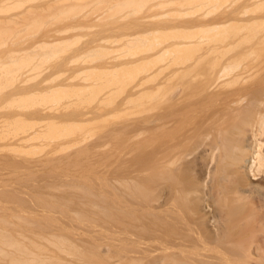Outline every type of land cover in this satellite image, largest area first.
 Here are the masks:
<instances>
[{
	"label": "bare ground",
	"instance_id": "6f19581e",
	"mask_svg": "<svg viewBox=\"0 0 264 264\" xmlns=\"http://www.w3.org/2000/svg\"><path fill=\"white\" fill-rule=\"evenodd\" d=\"M15 1L19 0H0V14L6 13ZM52 1L55 2L20 0L14 6H28L29 10L44 7L40 8L44 11L54 4L52 9H57L58 3L64 0H58L57 4ZM76 1L65 5L72 10L96 2ZM250 1L259 3V9L257 6L255 9L259 14L250 12L253 14L246 16L249 12L245 11V4L249 6ZM250 1L119 0L112 5H120L121 9L118 6L111 7L112 10L121 13L125 8L128 14L125 9L124 15L118 16L117 12L112 15L111 10L107 16L104 10L97 12L89 6L83 11L85 7L81 11L77 8L83 20L66 10L61 15L60 11L59 16L55 10L45 18L50 12L47 9L43 18L38 10L37 17L41 15L42 18L40 25L35 21L37 39L33 37L31 22L28 26L25 22L30 29L26 33L32 32L29 33L32 35L22 36V41L30 40L23 41L24 49L18 45L21 41L10 42L7 26L2 29L0 70L5 78L22 69L30 74L36 72L33 77L27 76L26 86L19 84L15 89L10 88L5 97H0V138L6 137L13 146L28 150L45 149L36 157L32 153L33 158L24 159V162L43 164L59 160L60 150L55 147L69 139H77L84 131V123L110 114L115 116L116 112L124 114L132 109L135 112L134 107L137 110L140 105L144 109L145 105L157 107L154 111L147 109L144 114L123 118L126 122L119 119L118 124H112L116 128L110 131L111 136L116 132L115 141L121 139L125 147L116 141L113 151L115 237L111 245L114 257L109 264H264V0ZM104 3L101 7H106ZM238 5L243 12L231 17ZM155 8H158L157 13L151 16L158 20L138 15L145 10L149 14ZM159 8L162 10L158 11ZM28 9L24 12L29 15ZM172 11L179 13L177 16L174 12L177 21L176 17L172 20L191 25L185 26L188 33H185L186 28L181 29L183 24L163 25L165 20H170ZM53 14L57 18L63 15L64 19L60 17L62 20L58 23L62 21L67 25L47 26ZM114 14L124 20L128 16L137 19L136 23L127 21L129 27L137 31L130 32L135 30L129 28V33H119L126 28H121ZM35 15L30 18H37ZM110 16L118 19L117 22L111 20L112 17L109 19L120 28L116 29L118 35L112 28L113 33L110 31V21L106 23L110 27L103 24V18ZM139 21L145 22L144 26ZM145 24L151 26L144 30ZM105 26L111 34L101 35ZM197 26L201 32L194 33ZM96 28L99 32L93 34ZM84 29L92 31L88 38L90 44L86 38L79 39L83 38L85 33L81 31ZM99 33V37H93ZM76 40L82 42L78 47L74 45ZM25 60L30 63H22ZM70 68L75 69L73 74ZM112 72L117 75L113 77ZM138 73L144 79L136 82ZM126 79L133 82L126 84ZM123 84L126 87L120 90ZM65 90L68 91L64 101L61 91ZM91 94H94L92 98ZM34 95L45 96V101L40 99L42 108L23 114L13 107L16 102L30 100ZM86 98L90 100L86 102ZM76 103L81 108H77ZM20 122L28 123L19 128L17 123ZM122 129L121 132L128 135L125 141ZM5 148L6 145L0 144V155L5 153ZM51 191V196L49 193V197H45L54 202L48 200L43 202L44 206L67 207L63 201L66 195ZM149 191L156 194L150 192L154 197H148L150 200L147 198ZM73 193L78 195L74 190ZM16 216L20 219L18 222L10 219ZM29 216L26 212L7 209L0 212V264H81L79 258H68L64 242L59 238L41 235L34 239L22 238L26 231L37 234L46 227L45 223L49 225L46 220L43 224L34 221L36 225L32 228ZM137 218L143 223L140 225L144 234L156 232L158 242L138 245V234L135 238L132 236L137 233L133 230ZM62 221L56 225L64 231L65 220ZM72 230L71 235L81 231L75 229L72 233ZM90 247L89 250H95L93 244Z\"/></svg>",
	"mask_w": 264,
	"mask_h": 264
},
{
	"label": "rangeland",
	"instance_id": "374dc122",
	"mask_svg": "<svg viewBox=\"0 0 264 264\" xmlns=\"http://www.w3.org/2000/svg\"><path fill=\"white\" fill-rule=\"evenodd\" d=\"M57 1L58 0H55V2L54 1H52V2L56 3ZM60 1H58V2H60ZM72 1L78 2L76 0L75 1L72 0ZM90 1H92V0H90ZM90 1H88V3ZM117 1H119V0H117ZM117 1L116 0L115 1L114 0L113 1L112 0L111 1L110 0H107V1L106 0H104V1L103 0H99V1L96 0L97 3L92 2L93 5L90 3V5H92L91 8H90L89 4L86 5V7L89 6L90 10H93L92 8H94L95 11L98 10L97 12L104 10L103 11L104 14H108V12H110L112 10V8H116L119 6V8L121 9L120 5H117L116 7L113 6ZM19 2H20V0L17 1L16 3H14L13 6L8 8L7 11L3 9L4 11H6V13L0 14V36L3 35L2 29H4V27L7 26L9 31H7L6 33L9 32V34H11V36H9L11 38L10 42L16 44V43H19L21 41V43L18 44L20 46H23L25 44V43H23V41L26 42L25 39H23V41H22V38H24L22 36H28L29 33L33 32V35H34L33 37L35 39H37L35 37V33L37 31V28H38L36 25L41 20V18H42L41 15H43V18H44V15L46 13H48V11H46V9L49 10L50 12L47 15H45V18L49 17L50 13L52 14L55 10H57V12L56 11L54 12V13L58 14L57 16H59L60 11L62 12V13H60V15L63 14V12H65L64 10H66V12H69V13L71 12V14H73V15L75 14V15L79 16V12L81 11L80 9L85 7V5L84 6L82 5V7L79 5L80 7L79 6L74 7V8H71L72 10H69L70 8L68 6L66 7L65 4H69L71 2H69L68 0H64L63 2H60V4L58 3V5H57L61 9L59 7H57V9H55L56 7H54V9H52L53 6L55 5L54 4L51 6V8L49 7V9L48 8L44 9V11L42 9H40V8H44V7H39V9L37 8V9H35L36 10L35 11L34 8L29 10L27 8L28 6H26V7H18L17 6V8H16V6H14V5L18 4ZM30 2H32V0ZM30 2L28 0V3H30ZM100 2L102 4L105 2L106 3L105 6L107 7V9H106V7H104V5L101 7L102 4ZM245 2H248V1H245ZM98 3H100V6ZM107 3H108V5H107ZM112 3H113V5H112ZM250 3H252V4H250ZM250 3H249V6H247L248 8L246 7V4H245V11H246V9H248V12H249L248 14H246V16H250L253 13L259 14V11H256L257 10L256 6L258 8L259 3L254 4V1H250ZM63 4L69 11H67V9H65V8H62V7H64ZM242 4H244V2ZM96 5H97V7H95ZM252 5H255V6L252 8ZM242 6L244 7V5H242ZM242 6L241 7L239 5L236 6L232 11L234 14L231 17L235 18L237 16H240L239 14H241V13H238L237 16H234V15H235V13H237L239 11L243 12L244 9H241ZM86 7L83 8L82 11L84 9H88V7L87 8ZM237 7H239V8H237ZM77 8H78V10H80L79 12H77L78 10L76 11ZM119 8H118V10H119ZM251 8L254 10H252ZM263 8H264V4H263ZM27 9L30 11V12L28 11V13H30L29 15L27 14V12H24V11H27ZM122 9L124 10L125 8H122ZM157 9L158 8H155V10L150 11V13H149L150 15L146 12V10L143 12H139L138 15L141 17L143 16V19H147L148 17L146 18V16H149V18H151L150 19L151 21L154 19L158 20L157 18H155V16L153 18V15L157 13L156 12ZM160 9L161 8H159L158 11H160ZM38 10H41V11L39 12ZM106 10H109V11H106ZM115 10L116 9L112 10L113 11V12H111L112 15L115 12ZM123 10L121 13H119L120 10H119V12L116 11L117 15L118 14L124 15V13L126 12V9L124 10L125 12ZM33 11H34V13H33ZM72 11L73 12L76 11L77 14L73 13ZM21 12H23V13H21ZM38 12L41 15H39L37 17V15L39 14ZM41 12H43L44 14ZM174 12L172 11V13L169 14L170 20L168 17V20L171 22H169V21L166 22V20H165L164 23L166 25L163 23V25L165 27H167L169 25L176 27L177 23L180 26L183 24L181 26V29L183 27L186 28L185 26H191V25L187 24V22H186V25H184L185 24L184 22H180V21L176 22L177 17H176L175 13H177V16L179 13L178 12L174 13ZM250 12H253V13H250ZM16 13L17 14L19 13L20 15L18 14L19 15L18 16ZM140 13H142V15H140ZM22 14H24V15H22ZM25 14H26V16H25ZM34 14H36L35 17H37V18H33L34 19L33 20L32 18H30V16L33 17ZM110 14H108L107 16H109ZM126 14H128V13L126 12ZM151 14H153V15L151 16ZM64 15H66V14H64ZM173 15H175V16H173ZM23 16L25 17V20H24ZM53 16L55 17V20H54L55 25L53 22V19H54ZM53 16H51L49 18V19L52 18V21L49 24L47 23L48 25L46 24L50 28H55L57 23L60 22V19L62 20V18H60V17H63V15H62V16L57 18V16H55L54 14H53ZM107 16L105 15V17H107ZM114 16H116V14H114ZM118 16H116V17H118ZM19 17L21 19L20 21H19ZM28 17H29V19H28ZM70 17H72V16H70ZM70 17H68V18H70ZM79 17L81 18V20H83L81 15ZM105 17L103 18L105 21V23L103 21V24L108 25L109 24L108 22L110 21L109 19L112 16L108 17L107 18L108 20L105 19ZM116 17H112L111 20L115 19L114 21L117 22L118 19H116ZM131 17H133V16L131 15ZM172 17L173 18L176 17L175 18L176 21L174 19L172 20ZM16 18H17V20H16ZM26 18L28 19V21L26 20ZM78 18H76L75 20H78ZM118 18H119V22H121V23H123L122 21H125L126 23H127V21L134 23L137 20L135 18H134L135 20H132V18L130 19V16L127 17L130 20L129 19L127 20V18H125V20H124L123 17H122V19H121V17H118ZM63 19H64V17H63ZM140 19H142V18H139V20ZM56 20H57V22H56ZM102 20L100 22L101 26H102ZM150 20L148 22H150ZM18 21H19V23L21 22V24H20L21 27L18 25ZM35 21H36V23L37 22L38 23L36 24ZM98 21H100V19ZM25 22L27 23V26L29 25L28 23L31 22L30 26H32L31 28H33L34 31L26 33V32H28L27 29H29V27L27 28L25 26V24H26ZM32 22H33V24H32ZM125 22H124V24H125ZM106 23H108V24H106ZM112 23L114 24V22L110 21L111 27H110V25H108L110 27V31L112 28L113 30L116 31L115 32L116 34L115 33L114 34L118 35L117 30L120 28L117 27L118 26L117 23H116V25L115 24L113 25ZM121 23L119 24V25H121V28H123V27L126 29L127 28L128 29L134 28V27H132V28L129 27L128 23L126 24V25H128V27L127 26L125 27V25L121 24ZM144 23H143V26H144ZM234 23L238 24V22L236 23V21ZM61 24L67 25L66 23H64V22L62 23V21H61V23H58L57 27L62 26ZM240 24H242V23H240ZM39 25H40V23H39ZM95 25H97V24H95ZM138 25L139 24H137L135 26H138ZM145 25H146L145 27L140 25L141 31H143V28L145 30V29H147V27L151 26V24L150 25L148 24L149 26L147 24H145ZM130 26H133V24ZM96 27L99 29L98 25ZM102 27H101V29H102ZM109 27L108 28H106V26L104 27L105 28V32H103L104 34H101L102 33L101 32V33L97 34L98 36H95L96 35L95 34L93 37L97 38L100 36V34L101 35H106L105 33L109 34L110 33V31H108ZM97 28L93 31V34L99 32L100 29L98 30ZM197 28H199V29H197ZM197 28L194 27V29H196L197 31H195L192 28V30H194V33H198V31L201 32L200 26L199 27L197 26ZM126 29L125 30L121 29L123 31V33H122V31H119V33L121 32V34H124V31H127L125 33H129L130 29L129 30H126ZM97 30H98V32H96ZM133 30H135V29H133ZM136 31L137 30H135V31L131 30L130 32H136ZM138 31H140V30H138ZM186 31H187V28L185 29V33H188V31L187 32ZM81 32L82 33L84 32L85 34H83V38L79 37V39L83 40L84 38H86L87 42H89L87 44H90L91 41H89L88 38L90 36L89 32L91 34L92 31L91 30L89 31V29H84V31H81ZM111 32L113 33V31H111ZM250 32H254V30H250ZM29 35H32V34H29ZM19 37H21L20 40H19ZM79 39H77V40H79ZM86 39H84V40H86ZM91 39L92 38H90V40ZM77 40L74 41L75 42L74 45L76 44L78 47V45L82 44V42L78 43L81 40H79L78 42H77ZM29 41L30 40H27V42H29ZM13 46L16 48V45L13 44ZM25 46H23L21 48L24 49ZM23 62H24V64L30 63V62H27V60L22 61V63ZM17 64H20V62H17ZM30 65H32V64H30ZM64 65H66V64L64 63ZM64 65H62V66H64ZM25 68H27V67H25ZM68 70H67V72L69 74H70V72H72V74H73V72H74L73 70H75V69H71V71L69 70L70 72ZM32 72L34 73L35 70ZM33 73L32 74H30V72L27 73L25 69H22V70L16 72L14 75H12L10 78H5L3 72L0 70V97L1 96L5 97L7 92H9L10 88L15 89V87L19 86V84H22V85L25 84L24 86H26L27 76L33 77ZM113 73L114 72H112V76L115 77L117 75V73H115V74H113ZM104 74H106V73H104ZM109 75L111 76V73ZM22 78H24L23 80H25V81H22ZM143 79L144 78H142L141 73L140 74L138 73V76L136 75L134 81L136 80V82H139ZM126 81H127V79H126ZM126 81H125V83L127 84L131 80L129 79L127 82ZM121 82L124 83V81H121ZM121 82L119 84H121ZM131 82H133V80ZM147 83H148V80H147ZM120 87L121 88L124 87L123 89H125L126 85H124V84L120 85L119 89L121 90ZM31 88H32V86H31ZM119 89L117 87L116 94L118 93ZM68 90H69V88H68ZM67 91L66 90L61 91L63 96H64L63 97L64 101H65V99H64L65 96H67V94H66ZM92 95H94V94H91V98H92ZM34 96H31V98H33L34 100H32L29 97L30 100H27V101L21 100L19 103L16 102V104H14L13 107L17 111H19L23 114H29V111L33 110L35 108H42L43 104L40 102H41V100L45 101V98H44L45 96H41V97L37 96V95H34ZM43 98H44V100H43ZM93 98H94V96H93ZM89 100L90 99H88V98L85 99L86 102H88ZM78 103L80 104V102H78ZM78 103H76L77 106L79 105ZM83 103L85 104L84 101H83ZM103 103H106V102L104 101ZM72 105H74V104H72ZM102 105H104V104H102ZM81 106L83 107L82 104H81ZM142 106L143 105H140L139 108L137 107V110H136V107H134L135 112H133V109L130 111L128 110L127 112L124 111L125 112L124 114L121 112V114L123 116L120 113L116 114L117 113L116 112L115 114H113L115 116H112V114H110V116L107 115L106 117L104 116V118L101 117V118H98L97 120H94L92 122L89 121V122H87L88 124L87 123L82 124L84 131L79 134L77 139H72V140L69 139L68 141H64L55 147L56 149L60 150V152L57 153V156L59 155V157H57V158H59V160L49 161V162H45L43 164H39L37 162H36V164H34V163L28 164L26 161L24 162L23 160L24 159L31 160V158H33V155H34V157H36L39 154H41V152L44 151L45 149L41 150V148H37L36 151L35 150H28V149L23 148L22 146H13L11 143L8 142V140H6L7 139L6 137L4 138L5 140L0 138V144L6 145L5 153L2 152V155H0V212L7 209L10 211H15V212L29 213L30 214L29 220H30V222H32L31 223L32 228L34 227V225H36L34 223V221H36V222L40 221V223H42V222L45 223V220H46L47 222H49V225L45 223L46 227L41 228L40 232H38L37 234H33V232L28 233V231H26V233L21 235L22 238L34 239L35 237H38L39 235H41V237H43V236L56 237V238L61 239L62 242H64L65 250H66L65 254L68 256V258H74V259L79 258V262H81V264H109V262H110L109 260L114 257L113 252H111V248H112L111 245L113 244L114 237H115L114 236V233H115L114 232V227H115L114 225L115 224H114V220H113V192L115 190L113 189L114 187L112 185L113 183H112V177H111L112 176V170H113V160L112 159H113V151H114L115 146H116L115 145L116 141H118L117 144H119V143L121 144L120 138H119L120 142H119V140L116 139V141H115V139H114V137H116V132L115 133L112 132V134L114 133L115 136H111L110 131L112 129H113L112 131H115L114 129L116 127L114 126V128H113L112 124H114L115 122L118 124L117 121L119 119H123V118L128 119V118H130V116H132L134 114H135V116L140 115V114H144L147 112L146 111L147 109H148V111H149V109L152 111L154 109V106H156V105H152V106L149 105L152 109L147 105H145V109L143 108L144 106L143 107ZM71 107L75 108L76 106H71ZM77 108H81L80 105ZM156 109H157V107L154 110H156ZM130 112H132V113H130ZM117 115H120V116H117ZM23 119H25V118L21 117V120H23ZM21 120H19V121H21ZM123 120L125 121V119H123ZM24 123L27 124L28 122L17 123V126H19V128H20V127H22V125ZM120 124H121V121H120ZM117 127H119V126H117ZM123 129L120 130V132L123 131ZM126 130H128V129H126ZM120 132L119 131L117 132V133H119V135H117L119 137L123 133V132H121V134H120ZM125 133H126V135L123 133L122 134L123 138L121 137L124 141L128 137L127 132H125ZM128 133H130V135H131L130 130ZM121 145H122V147H125L124 142ZM117 147H118V145H117ZM119 147H121V146H119ZM46 149H48V148H46ZM39 151H41V152H39ZM32 153H33V155L31 156ZM61 155L62 156L64 155V156L62 157ZM60 157L63 159H61ZM50 189L54 190L56 192V194L66 195V196H64L65 197L64 200L63 199L62 200L65 202L67 207H65V208L64 207L63 208H61V207H55V208L50 207L49 208V207L44 206L43 202H47L48 200H49L48 202H54L53 201L54 199L50 200V199H47V197H45L49 193L51 196L52 191ZM58 189L64 191V193H61L62 191L59 192ZM79 189H80V192H79ZM73 190L76 193L78 192V195H76L75 193L72 194ZM153 190H156V189H153ZM54 191H53V193H54ZM150 192L151 191H149V196L147 195V198L151 196ZM152 192H154V191H152ZM152 192H151V194H153ZM156 193H157V190H156ZM69 194H71V195H69ZM74 195H76V196H74ZM153 195H156V194L154 193ZM48 197H49V195H48ZM152 198H154V197H152ZM138 199L140 200V198H138ZM55 201L58 202L61 200H58V201L55 200ZM64 202H60V203H64ZM76 202H78L79 205H76ZM74 203H75V205H74ZM137 216H138V218H140V216L138 214H137ZM138 218L134 219V225L135 226L133 227V230L137 233H134L132 235L134 237L135 234L136 235L138 234L137 236L135 235L138 238L137 239L138 245L139 246H141V245L143 246V245H147V244L150 245L152 243L155 244L156 242H158L157 241L158 235L156 234V232L153 234H146V233L144 234V232L142 231V226L140 225L142 223V222H140L141 218L139 220H138ZM10 219L15 221V222H18L20 220L18 218V216L11 217ZM61 220H63V221L65 220V222L62 221L64 223V226H65L64 231H62L56 225L58 223H61L60 222ZM30 222H28V223H30ZM37 227H39V226H37ZM75 227L80 228V229L77 230V228H75ZM71 229H73L72 233L74 232L75 229L78 232L81 230L79 232L80 234L77 233L79 236L76 233L75 234L78 237L74 236L75 234L74 235L72 234L73 235L72 236L71 235ZM76 230H75V232H76ZM91 244H93L94 249L96 250V253H95V250H93L94 252L92 250H89L91 248L90 247ZM88 247H89V249H88ZM30 263H32V262H30ZM64 264H67V263L65 262Z\"/></svg>",
	"mask_w": 264,
	"mask_h": 264
}]
</instances>
